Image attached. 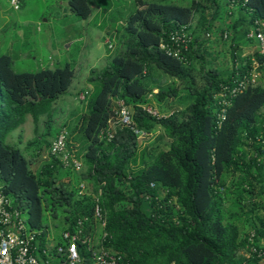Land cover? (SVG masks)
I'll return each instance as SVG.
<instances>
[{
    "label": "trees",
    "instance_id": "16d2710c",
    "mask_svg": "<svg viewBox=\"0 0 264 264\" xmlns=\"http://www.w3.org/2000/svg\"><path fill=\"white\" fill-rule=\"evenodd\" d=\"M135 1V10L117 28L115 54L89 71L87 81L96 90L86 95L88 112L73 126L53 120L54 101L73 82L75 66L68 61L16 71L12 55L0 51V187L38 230L39 251L49 247L48 210L56 215L64 207L60 223L53 221L61 225V238L49 247L62 260L57 246L67 244L63 232L81 229L82 236L90 235L78 240L82 264H94L93 251L100 247L117 252L121 264H264V52L248 34L259 26L264 31V0ZM69 6L84 18L93 11L92 0H69ZM224 11L236 13L228 24L220 20ZM183 25L192 36L188 49L181 56L168 54L160 43ZM216 30L213 42L229 46L227 73L206 64ZM254 60L260 64L257 82L232 93L244 73L252 74ZM156 71L173 82L153 85ZM179 81L188 90L185 106L159 116L144 108L153 96L163 103L178 95ZM118 98L130 106L134 127L118 126L109 137ZM223 107L225 116L219 118ZM28 114L35 135L22 148L8 136ZM65 126L69 150L76 147L74 140L81 142L80 170L65 167L49 151ZM158 128L170 139L167 147L141 150V132ZM45 148L50 157L33 168ZM63 168L74 171L76 183L84 182L83 192L62 179ZM97 202L105 224L95 215ZM252 245L263 253L253 252Z\"/></svg>",
    "mask_w": 264,
    "mask_h": 264
},
{
    "label": "rangeland",
    "instance_id": "374dc122",
    "mask_svg": "<svg viewBox=\"0 0 264 264\" xmlns=\"http://www.w3.org/2000/svg\"><path fill=\"white\" fill-rule=\"evenodd\" d=\"M153 1L179 4L192 2V0ZM20 3V8H15L11 0H0V51L9 52L12 55V66L16 71H35L42 67L64 66L68 61L75 66L76 77L67 91L54 101L53 120L54 125H59L67 120L68 124L73 126L78 120H81L80 116L86 114L89 109L86 100L78 96L79 89L87 88V84H89L91 87L90 96H94L96 87L86 80V76L92 67L101 68L111 60L118 49L119 42L115 37L117 28L124 26L128 15L136 8V1L92 0L94 9L88 18L73 12L69 6V0H21ZM102 4H109V11L102 12L100 10ZM225 11L222 12L221 19L219 17L217 21L221 20L228 24L236 17V13L231 15ZM217 34V30L212 32V39L208 43L210 49L205 52L206 64L218 65L223 73H227L226 71L231 65L229 46L223 40L213 42ZM154 78L151 83L155 86L167 87L173 82L171 77L160 71L155 72ZM178 86L179 94L170 97L163 103H159L154 96L151 97L153 108L163 115L169 114L175 108L185 106L186 101H183L182 98L187 96L188 90L183 87L180 81ZM157 91L158 87L154 88V92ZM45 120L46 117H43L41 131L44 129ZM34 126L33 116L28 114L26 121L11 131L8 141L20 143V146L25 148L28 140L35 135ZM65 127L67 128V126ZM20 134L22 135L21 140ZM169 140L162 128H158L152 133L141 134L140 149L167 147ZM73 142L76 143V147L74 146L76 152L81 151L80 140L77 139ZM29 150L26 151L28 154ZM49 157V151L45 148L36 158L32 167L38 168ZM62 172V179L76 183L72 169L63 168ZM76 184L80 186L79 183ZM47 213L50 217L52 233L54 230L60 231L61 225H53V221L60 223V218L65 213L64 207L59 206L56 215L52 210H48ZM24 215L27 216L26 212Z\"/></svg>",
    "mask_w": 264,
    "mask_h": 264
},
{
    "label": "built area",
    "instance_id": "2783aa9c",
    "mask_svg": "<svg viewBox=\"0 0 264 264\" xmlns=\"http://www.w3.org/2000/svg\"><path fill=\"white\" fill-rule=\"evenodd\" d=\"M13 2L17 3V0H13ZM261 27H257L256 30L251 29L248 34L249 36H256L258 38L260 50L264 52V31ZM225 35L227 36V33ZM191 38L192 36L187 26L183 25L172 31L169 35V40H163L160 46L168 54L181 56L182 49H188ZM259 65V62L254 60L252 74L244 73L237 85L232 87L231 92L235 93L238 90L246 88L250 83H256L260 74V71L257 69ZM149 96H152V93ZM81 97H85L84 92L81 93ZM144 108L152 114L162 115L151 104L144 105ZM224 116L225 108L223 107L219 112V118H224ZM118 126L134 127L131 108L124 98L117 99L116 113L109 119V126L106 129L107 135L109 137L113 136ZM141 134L145 135L146 133L141 132ZM259 138L263 139V134ZM67 142L68 131L66 128H62L51 140L49 151L51 154L59 156L63 160L65 167L80 170L84 165L83 160L77 155L74 147L72 150H69ZM152 185H154V182H152ZM80 186V192H83L85 188L84 182ZM95 215L105 224L99 202L95 206ZM80 224L82 225V221H80ZM80 231L81 229L78 232H71L70 230L63 232L67 244H59L57 250L63 252L64 260L60 259V256L56 257V253L54 252L49 253V247H43L39 251V244L37 242L38 230L28 226L22 211L10 204L9 198L0 187V264H64L65 262L68 264H82L78 240H89L90 235L86 234L82 236ZM253 236L254 232H251L250 238H253ZM251 250L258 252V254L263 253L261 249L259 250L254 245L251 246ZM42 253L43 255H41ZM120 258L121 256L117 252L110 251L104 247L93 251L94 264H121Z\"/></svg>",
    "mask_w": 264,
    "mask_h": 264
},
{
    "label": "crops",
    "instance_id": "0c3cea01",
    "mask_svg": "<svg viewBox=\"0 0 264 264\" xmlns=\"http://www.w3.org/2000/svg\"><path fill=\"white\" fill-rule=\"evenodd\" d=\"M94 9V8H93ZM100 10L102 11V12H106V11H108V10H106V9H104V7H102V6H100ZM92 13H93V11H92ZM91 13V14H92ZM245 49H247L248 50V47L247 46H245ZM88 76V75H87ZM87 76H86V78H87ZM83 89H85V88H81V89H79V91H81V90H83ZM78 91V92H79ZM61 233H62V229L60 230V231H55L54 230V233H52V231L49 233V235H48V242H49V247H52V246H55L56 244H58V242H59V240H60V236H61Z\"/></svg>",
    "mask_w": 264,
    "mask_h": 264
},
{
    "label": "clouds",
    "instance_id": "9594fccd",
    "mask_svg": "<svg viewBox=\"0 0 264 264\" xmlns=\"http://www.w3.org/2000/svg\"><path fill=\"white\" fill-rule=\"evenodd\" d=\"M11 2H12V4L14 5L15 8H20V6H21V3H20L21 0H17V3H14L13 0H11ZM16 4H18V5H16ZM93 8H94V6H93ZM85 18H86V17H85ZM87 18H88V17H87ZM110 45H111V44H110ZM112 46H113V45H112ZM112 46H111V47H112ZM87 75H89V73H88ZM87 77H88V76H87ZM86 80H87V78H86ZM90 85H91V84H90ZM87 86H88L87 88H85V89H83V90H81V91L78 92V96H79L80 98H82V99H85L86 95H88V94L91 92V87H89V84H87ZM82 92L85 93V97H81V93H82ZM63 128H66V127H63ZM61 129H62V128H61ZM66 129H67V128H66ZM54 137H55V136H54ZM54 137H53V138H54ZM53 138H52V139H53Z\"/></svg>",
    "mask_w": 264,
    "mask_h": 264
}]
</instances>
